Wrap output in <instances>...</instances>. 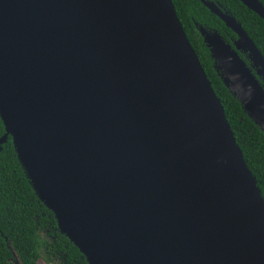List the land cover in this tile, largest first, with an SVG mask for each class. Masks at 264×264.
Returning a JSON list of instances; mask_svg holds the SVG:
<instances>
[{
    "label": "water",
    "instance_id": "1",
    "mask_svg": "<svg viewBox=\"0 0 264 264\" xmlns=\"http://www.w3.org/2000/svg\"><path fill=\"white\" fill-rule=\"evenodd\" d=\"M200 1L236 34L198 26L264 134V56ZM0 119L87 264H264V198L172 0H0Z\"/></svg>",
    "mask_w": 264,
    "mask_h": 264
},
{
    "label": "trees",
    "instance_id": "2",
    "mask_svg": "<svg viewBox=\"0 0 264 264\" xmlns=\"http://www.w3.org/2000/svg\"><path fill=\"white\" fill-rule=\"evenodd\" d=\"M212 1L235 17L264 56V19L240 0ZM259 1L264 6V0ZM172 2L264 198V134L221 80L198 26L216 30L225 38L235 34L200 0ZM4 131L0 119V136ZM39 260L87 264L79 249L59 231L53 212L36 195L8 136L0 150V264H39Z\"/></svg>",
    "mask_w": 264,
    "mask_h": 264
},
{
    "label": "flooded vegetation",
    "instance_id": "3",
    "mask_svg": "<svg viewBox=\"0 0 264 264\" xmlns=\"http://www.w3.org/2000/svg\"><path fill=\"white\" fill-rule=\"evenodd\" d=\"M219 34H220V33H219ZM234 34H235V33H234ZM220 35H221V34H220ZM221 37H222L227 43H230V44L233 46V41H234V39L236 38V34H235L234 36L228 35V36H227L228 38H225V37H223L222 35H221ZM237 52L239 53L240 57H242V58L247 62V64H249V61H248V58H247V54L244 53V52H242V51H240V50H238Z\"/></svg>",
    "mask_w": 264,
    "mask_h": 264
},
{
    "label": "rangeland",
    "instance_id": "4",
    "mask_svg": "<svg viewBox=\"0 0 264 264\" xmlns=\"http://www.w3.org/2000/svg\"><path fill=\"white\" fill-rule=\"evenodd\" d=\"M39 264H47V263H45L43 260H39ZM48 264H51V263H48Z\"/></svg>",
    "mask_w": 264,
    "mask_h": 264
}]
</instances>
